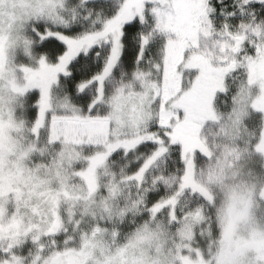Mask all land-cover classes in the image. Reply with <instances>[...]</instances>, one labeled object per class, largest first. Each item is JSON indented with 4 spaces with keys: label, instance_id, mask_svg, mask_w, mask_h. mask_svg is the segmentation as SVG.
Instances as JSON below:
<instances>
[{
    "label": "snow or ice",
    "instance_id": "obj_1",
    "mask_svg": "<svg viewBox=\"0 0 264 264\" xmlns=\"http://www.w3.org/2000/svg\"><path fill=\"white\" fill-rule=\"evenodd\" d=\"M75 2L0 0V264H65L66 257L77 264H264L255 182L230 193L216 223L205 214L216 207L211 190L224 188L226 167L235 178L241 159H264V78L255 73L264 63V21L249 11L251 0H237L231 11L211 0L175 7L173 0H115L103 15L86 17L91 27L84 29L71 24L85 0L65 15ZM184 8L191 24L180 30L174 17ZM98 47L103 54L96 51L93 62ZM146 58L155 81L141 67ZM118 67L128 71L117 81ZM30 89L32 107L17 119V101ZM229 92L231 107L221 113L218 93ZM207 121L228 141L217 145L226 159L215 166L201 134ZM118 149L144 153L131 173L121 168L120 183L143 184L169 154L182 167L155 179L159 191L148 194L143 211V197L121 208L123 191L114 184L103 201L108 227L95 219L97 169L114 177L108 162ZM200 159L209 167L197 175ZM186 191L198 199L185 200ZM141 211L144 223L122 235L117 223Z\"/></svg>",
    "mask_w": 264,
    "mask_h": 264
},
{
    "label": "clouds",
    "instance_id": "obj_2",
    "mask_svg": "<svg viewBox=\"0 0 264 264\" xmlns=\"http://www.w3.org/2000/svg\"><path fill=\"white\" fill-rule=\"evenodd\" d=\"M114 2L115 0H85V6L83 8H79L78 11L80 18L72 23L71 26L80 29L88 28L91 22L85 18L89 15H91L93 18H95L97 14L103 15L107 11L108 7ZM233 3H237V0H233ZM78 5L79 0H76L74 4L70 3L69 11L66 12L65 15L70 16L71 9L73 7H78ZM249 11H254V14L257 18V23L264 21V2H262V0H251ZM230 104L231 96H229L227 93L225 94V97L219 98V106H221L224 113H227L228 109L230 108ZM245 141L246 137L240 139L239 145L243 147ZM226 143H228V141L223 137L214 136L213 138L208 139L209 148L213 152V160L211 161L213 166H215L217 163L222 164L225 162L226 157L224 155V149L223 147H217V145H223ZM143 155L144 153L139 149L130 151L128 153H125L122 149H118L114 157L110 159L112 161L114 177L99 175L100 183L98 191L95 195V200L98 205L95 219L99 220L102 225L111 227V221L107 218L104 212L103 201L108 195L109 189L113 187L114 184L118 185L123 191V196L119 202L121 208H123L128 203L130 198L135 197L138 200L140 197H143L145 203L141 204L140 206L141 210L143 211L147 208L146 201L149 198L148 194L150 192L159 191V186L154 185L155 179L159 177L164 171H167L172 175H176L181 171V162L177 157L169 154L166 161H161L158 166L147 171L143 184L133 181L120 183L122 179L120 169L126 168L128 173H131L134 171V166L139 165L141 162L139 158ZM227 163L228 165H231L233 161L228 160ZM208 167L209 161L205 159L198 160L196 163L197 175L201 170L207 169ZM237 167L240 169L241 174L235 178L231 176V169L226 167L223 178L224 188L221 189L219 187H215L211 190L216 200V207L212 208L206 206L205 214L211 218L213 223H216L217 216L219 214L218 210L222 206H227L230 193L235 192L239 194L245 182H255L256 192L252 197V212L259 222L264 223V199H262L259 195L260 189L264 187V159L257 156L246 157L239 161ZM249 173H251V175H249ZM164 190L165 192L169 191V187L164 185ZM189 198L198 199V196H196V194L192 193L191 191H186L184 199L188 200ZM134 202L135 201H133V203ZM112 203L115 204V202ZM142 211L135 214L130 213L127 215L125 220L119 221L117 223V227L120 229L122 235L134 231L138 225L144 223L146 217L142 214ZM205 227H207V225H205Z\"/></svg>",
    "mask_w": 264,
    "mask_h": 264
},
{
    "label": "rangeland",
    "instance_id": "obj_3",
    "mask_svg": "<svg viewBox=\"0 0 264 264\" xmlns=\"http://www.w3.org/2000/svg\"><path fill=\"white\" fill-rule=\"evenodd\" d=\"M185 3H186V0H173L174 7L177 6V5H184ZM228 11H231V9L228 10ZM190 17H191V11L188 8H184L183 10L177 9L176 15L174 17V23H175L177 29L187 30V28L191 24ZM100 53H101V55L103 54L102 49L100 50ZM90 56H91L93 62H95L96 59H97L96 51L92 52ZM141 67L143 68V70L146 73L151 72L150 71L151 69L149 68V64H148V58L145 59L143 65ZM127 71L128 70H122L121 68L118 67L116 69V80L118 81L119 79H121L122 76L126 77V72ZM153 72H155V71L153 70ZM183 73H184L185 83H187L191 79V74H190V72L187 69H184ZM255 73H256L258 78H264V63H258L256 65ZM151 79L153 81H155L157 79V77L155 75L153 76V74L151 73ZM236 83H237V81L233 80L231 76L228 77V84H229L230 87L234 86ZM65 87H66V85H65ZM34 91H35V89H30L27 93H25L23 96H21L18 99L17 104H16V117H17V119L27 118V112L32 107V104H31V101H30L29 97L31 96L32 92H34ZM63 93H64V88L63 87L59 88V89H56L53 92L54 99L61 97L63 95ZM225 94L226 93L218 94L217 110L219 112H221V113H224V112L222 111L221 106H219V98L220 97H225ZM227 94L229 96H231L230 92L227 93ZM101 107H103V106L101 105L100 107H98L97 111H99ZM230 107H231V104H230ZM215 133H216V125H215V123H213L211 121H207V123L202 128L201 134L203 136H206L208 139H211V138H213L215 136L214 135ZM82 150L85 151V152L90 151L91 150V146L85 144V145L82 146ZM108 163H109V165L112 166V161L111 160H109ZM79 166L80 165L77 162V167H79ZM161 166H162V164H161ZM97 172H98L99 175H105L104 174V170L102 168H98ZM65 264H77V260H76L75 257H66L65 258Z\"/></svg>",
    "mask_w": 264,
    "mask_h": 264
},
{
    "label": "trees",
    "instance_id": "obj_4",
    "mask_svg": "<svg viewBox=\"0 0 264 264\" xmlns=\"http://www.w3.org/2000/svg\"><path fill=\"white\" fill-rule=\"evenodd\" d=\"M211 2L217 6V9L219 10L220 8H223L225 10H232L234 3L233 0H211ZM89 27H91V24L89 25ZM101 48H97V50L95 51H99L100 52ZM91 55V53H90ZM151 73L153 74V76L155 75L157 77V74L155 72H153V69L150 70Z\"/></svg>",
    "mask_w": 264,
    "mask_h": 264
},
{
    "label": "flooded vegetation",
    "instance_id": "obj_5",
    "mask_svg": "<svg viewBox=\"0 0 264 264\" xmlns=\"http://www.w3.org/2000/svg\"><path fill=\"white\" fill-rule=\"evenodd\" d=\"M218 94H220V93H218ZM190 102L193 104V105H195L197 102H198V98L196 97V96H193V97H191L190 98ZM207 122H205V124H206ZM204 124V125H205Z\"/></svg>",
    "mask_w": 264,
    "mask_h": 264
}]
</instances>
